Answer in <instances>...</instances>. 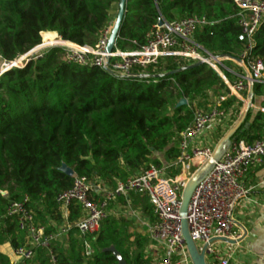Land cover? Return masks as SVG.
I'll use <instances>...</instances> for the list:
<instances>
[{"label":"trees","instance_id":"1","mask_svg":"<svg viewBox=\"0 0 264 264\" xmlns=\"http://www.w3.org/2000/svg\"><path fill=\"white\" fill-rule=\"evenodd\" d=\"M118 2L0 0V61L13 62L27 54L40 45L41 37L46 44L58 42V36L79 47H95L112 26ZM192 16L207 21L194 34V42L203 51L213 57L244 59V64L255 59L264 67V18L249 46L240 42L237 9L231 0H126L114 49H138L159 20L170 24ZM195 64L166 57L155 65L134 68V77L125 78L95 66L67 63L63 49L53 47L23 68L2 73L0 246L8 244L13 252L32 250L33 264H51L52 259L57 264H117L106 251L109 248L116 250L125 264H150L143 254L145 236L130 232L133 224L122 215L110 214L97 233L80 236L75 228L83 215L80 205H69L64 216L56 199L73 187L75 178L100 186L101 191L88 194L97 200L151 166L176 176L180 134L191 125L196 110L208 111L212 100L227 93L215 71ZM233 64L224 62L228 69ZM173 72L177 73L170 75ZM223 74L232 78L227 71ZM263 96V85L254 84L252 104L255 97ZM181 100L186 104L177 107ZM242 106L233 97L220 104V110L228 115L223 129L233 126ZM244 123L247 127L242 125L234 140L252 143L264 138V113L249 109ZM157 154L166 168L157 158L152 159ZM63 166L72 176L63 173ZM24 201L34 225L54 237L45 248L32 246L26 231L19 229L18 218L6 216L11 203ZM115 202L139 208L149 224L156 221L145 196L130 193L127 201L119 198ZM66 227L67 232L60 234ZM60 236H67L65 246L57 242ZM86 237L90 238V254ZM0 264H10L1 253Z\"/></svg>","mask_w":264,"mask_h":264},{"label":"built area","instance_id":"2","mask_svg":"<svg viewBox=\"0 0 264 264\" xmlns=\"http://www.w3.org/2000/svg\"><path fill=\"white\" fill-rule=\"evenodd\" d=\"M231 2L237 9V23L240 27L238 40L248 43L249 46L252 35L264 18V1L231 0ZM206 25V19L198 16L170 24L163 23L161 27L156 26L146 34L144 45L138 49L131 51L114 49L109 55H106L104 50L111 27L103 32L93 48L79 47L62 41L58 36V42L46 44L41 37L40 45L32 51L13 62H2L0 75L2 72L23 68L28 62L42 57L44 51L60 47L64 51L67 63L95 66L120 77L133 78L134 68H146L155 65L162 58L176 57L205 64L220 76L226 86L227 93L215 100L207 112L196 110L191 125L180 134L178 142L180 155L177 159L179 173L176 176L167 177L161 170L151 166L139 176L125 183H118L113 194L97 200L90 199L88 194L92 190L101 191L100 186H91L84 178H75L73 187L59 195L56 202L64 216L67 215L69 205L72 203L80 205L83 215L75 224L80 236H91L98 232L101 222L111 214L110 202L119 198L128 200L130 193L139 194L147 197L156 218L154 223L147 225V235L163 251L159 261L152 264H191L180 229L182 193L192 176L211 158L215 146L212 141L205 139L204 134L214 126L225 124L228 115L220 110V104L228 97L244 102L243 94L249 88V82L244 75L232 83L226 80L223 64L232 59L213 57L196 45L194 34ZM240 60L244 63V59ZM244 65L251 74L253 85L261 84L264 88L262 63L250 58ZM257 110L264 113V105ZM263 164L264 138L252 143L233 139L219 161L192 193L185 220L197 252L204 253L205 264H228V259L222 258L220 252L214 248V243L209 244V241L213 238L236 240L233 213L236 204L247 194L244 178ZM25 201L11 203L6 216L18 218L19 229L26 231L32 246L45 248L54 237L45 235L42 227L34 225L33 214L25 208ZM67 229L68 227L61 229L60 234L64 235ZM13 254L18 262H27L33 258L30 249L21 248ZM51 264L57 263L52 259Z\"/></svg>","mask_w":264,"mask_h":264},{"label":"crops","instance_id":"3","mask_svg":"<svg viewBox=\"0 0 264 264\" xmlns=\"http://www.w3.org/2000/svg\"><path fill=\"white\" fill-rule=\"evenodd\" d=\"M234 64L231 69H228L224 64L225 71L230 73L232 78H239L245 75L244 69L240 64L231 60ZM2 61H0V66ZM241 69V71H240ZM264 105L263 97H255L252 109L254 113L258 112V108ZM226 124L218 127L221 132ZM214 131V127L211 128ZM213 133L208 129L204 137L206 140H210L208 134ZM209 138V139H208ZM244 185L247 190V194L242 198L235 206L233 218H234V236L237 242L234 245L224 244L221 242H215L214 248L217 249L222 258L228 259V264H264V164L248 173L244 178ZM127 201V200H126ZM138 214L133 216H124L126 211H131L129 203L119 206L116 202H110L109 210L112 215L118 217L123 214L129 222H135L142 228V231H138V234L147 235V225L149 224L148 218L142 214L141 210L134 208ZM58 243L65 246L67 236H60L57 239ZM0 253L5 255L10 264H22L16 261L14 252L8 244L0 246ZM159 258V256H158ZM157 258V259H158Z\"/></svg>","mask_w":264,"mask_h":264},{"label":"water","instance_id":"4","mask_svg":"<svg viewBox=\"0 0 264 264\" xmlns=\"http://www.w3.org/2000/svg\"><path fill=\"white\" fill-rule=\"evenodd\" d=\"M125 5H126V0H119L118 5H117V13L115 20L111 26L109 37L107 40V45L105 47L104 53L106 55H109L115 47V42L119 36V30L120 27L123 23L124 16H125ZM163 25V21L159 20L157 23V27H161ZM57 35V34H56ZM233 61L237 62L238 64L241 65V67L244 69L245 72V78L249 82V88L247 92V100L244 106L243 112L240 114L239 119L237 122L234 123V125L225 133V135L221 138V140L216 144L214 147L213 153L211 155V158L207 161L204 166H202L189 180L187 183L185 189L183 190L182 193V198H181V205H180V229H181V235L183 237V240L186 245V249L191 261V264H205L204 260V253L203 251L198 253L194 243L192 242L188 229H187V224L185 220L186 216V211H187V206L189 203V200L191 198L192 193L194 192L195 188L197 185L205 178V176L210 172V170L213 168L214 164L219 161V159L222 157L224 154L225 150L230 146V143L235 135V133L239 130V128L244 125V127H247L248 124L244 123L245 118L247 116L248 110L252 106V99H253V82H252V77L251 74L248 70V68L244 65V63L240 59H232ZM200 63H196L195 65H198ZM3 73V72H2ZM177 72H173L170 75H173ZM186 101L181 100L178 104L177 107L185 105ZM62 171L65 175L67 176H72L73 172L66 168L62 167ZM215 242H221L224 244H229V245H234L239 240H228L225 238H213L209 241V244L215 243ZM206 246L204 247V249ZM203 249V250H204ZM107 252H110L112 256L116 259L117 264H125L124 260L120 256V254L114 250L113 248H109L106 250Z\"/></svg>","mask_w":264,"mask_h":264},{"label":"rangeland","instance_id":"5","mask_svg":"<svg viewBox=\"0 0 264 264\" xmlns=\"http://www.w3.org/2000/svg\"><path fill=\"white\" fill-rule=\"evenodd\" d=\"M114 14H115V9L111 11V16L113 17ZM0 68H1V66H0ZM225 78H226V77H225ZM226 80H227L228 82L230 81V83H232V82L235 80V78L226 79ZM247 92H248V90H247ZM247 92H246V96L243 97L244 102H241V103L243 104V106H242V108H241V110H240V111H241L240 114H241V113L243 112V110H244V106H245L244 103H246V100H247ZM214 101H215V100H212L210 103H213ZM185 104H186V103H185ZM250 109H251L252 112H254V109H252V108H250ZM201 111H207V109H206V110H201ZM239 117H240V115H239ZM239 117H238V119H239ZM238 119H237V120H238ZM236 122H237V121H236ZM233 125H234V124H233ZM221 126H223V125H221ZM221 126H220V128H221ZM228 130H229V129H228ZM211 131H212L213 133H209L208 136H209V138L211 139L213 145L216 146V144L221 140V138H222V137L225 135V133L227 132V129H226V130L223 129V130L220 132V131L218 130V127L214 126V131L210 128V132H211ZM176 147H177V145H176ZM154 158H157V159L160 161V163L162 164V166H163L164 168H166V164H165V162L163 161V158H162L161 155L157 154V155H155L152 159H154ZM162 172H163V170H162ZM163 174H164L165 176H167V177H170L168 173L165 174V173L163 172ZM135 211H136V210H135L134 208L131 207V211H130V210H129V211H126V213L124 214V216H133V214L137 215L138 212H135ZM122 216H123V214H122ZM137 216H138V218L140 217L139 214H138ZM140 218H142V217H140ZM140 218H139V219H140ZM140 220H141V219H140ZM132 224H133V228L130 229V232L137 233L138 231H142V228H141L139 222H138V224H136L135 222H132ZM143 235H144L145 238H146V239L144 240V243H143V245H144V251H143V254H144L145 257L150 261V264L159 261L161 255H162V252H163L162 249L160 248V246H159V247L156 246V244H154V243L150 240V238H149L147 235H145V234H143ZM85 241H86V252H87L88 254H90V253L92 252V248H91V244H90V238H89V237H86ZM131 249L135 252V247H134V246H133ZM158 256H159V258H158ZM157 258H158V259H157ZM29 263L33 264V259H32Z\"/></svg>","mask_w":264,"mask_h":264},{"label":"bare ground","instance_id":"6","mask_svg":"<svg viewBox=\"0 0 264 264\" xmlns=\"http://www.w3.org/2000/svg\"><path fill=\"white\" fill-rule=\"evenodd\" d=\"M49 43L52 44V42H48L47 44H49Z\"/></svg>","mask_w":264,"mask_h":264}]
</instances>
